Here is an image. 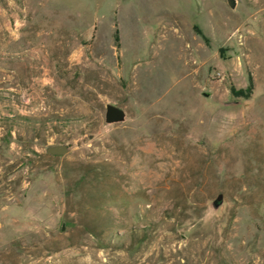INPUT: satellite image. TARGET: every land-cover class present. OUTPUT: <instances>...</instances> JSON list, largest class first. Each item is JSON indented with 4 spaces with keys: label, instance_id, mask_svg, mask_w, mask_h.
Listing matches in <instances>:
<instances>
[{
    "label": "rangeland",
    "instance_id": "374dc122",
    "mask_svg": "<svg viewBox=\"0 0 264 264\" xmlns=\"http://www.w3.org/2000/svg\"><path fill=\"white\" fill-rule=\"evenodd\" d=\"M0 264H264V0H0Z\"/></svg>",
    "mask_w": 264,
    "mask_h": 264
},
{
    "label": "water",
    "instance_id": "95a60500",
    "mask_svg": "<svg viewBox=\"0 0 264 264\" xmlns=\"http://www.w3.org/2000/svg\"><path fill=\"white\" fill-rule=\"evenodd\" d=\"M227 6L230 9H233L235 6V0H225ZM126 114L123 109L112 105V104H105L104 111H103V123L105 125H115L120 124L125 121ZM45 153L50 155H61L67 151V147L65 145H52L46 147L44 149ZM222 202V195L218 194L215 199L212 201V207L217 208Z\"/></svg>",
    "mask_w": 264,
    "mask_h": 264
},
{
    "label": "trees",
    "instance_id": "16d2710c",
    "mask_svg": "<svg viewBox=\"0 0 264 264\" xmlns=\"http://www.w3.org/2000/svg\"><path fill=\"white\" fill-rule=\"evenodd\" d=\"M251 89H252V82H251V78L250 77L248 78V84H247V86L244 89H234L232 86H229L230 94L232 96H235V97L247 98L250 95V93H251Z\"/></svg>",
    "mask_w": 264,
    "mask_h": 264
}]
</instances>
